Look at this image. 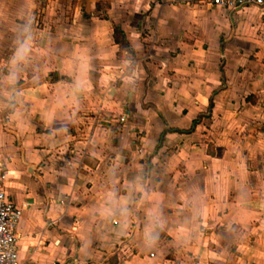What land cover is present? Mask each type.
Returning <instances> with one entry per match:
<instances>
[{"label": "crops", "instance_id": "crops-1", "mask_svg": "<svg viewBox=\"0 0 264 264\" xmlns=\"http://www.w3.org/2000/svg\"><path fill=\"white\" fill-rule=\"evenodd\" d=\"M0 164L21 264H264V11L0 0Z\"/></svg>", "mask_w": 264, "mask_h": 264}, {"label": "built area", "instance_id": "built-area-1", "mask_svg": "<svg viewBox=\"0 0 264 264\" xmlns=\"http://www.w3.org/2000/svg\"><path fill=\"white\" fill-rule=\"evenodd\" d=\"M175 3L192 5L204 4L226 8L256 6L264 11V0H172ZM7 174L0 164V264H21L19 258L18 226L22 210L9 197L4 182Z\"/></svg>", "mask_w": 264, "mask_h": 264}, {"label": "trees", "instance_id": "trees-1", "mask_svg": "<svg viewBox=\"0 0 264 264\" xmlns=\"http://www.w3.org/2000/svg\"><path fill=\"white\" fill-rule=\"evenodd\" d=\"M115 33H116V41L118 44H120L123 48L128 49V43L123 39L124 33L120 30V28L116 27L115 28Z\"/></svg>", "mask_w": 264, "mask_h": 264}, {"label": "clouds", "instance_id": "clouds-1", "mask_svg": "<svg viewBox=\"0 0 264 264\" xmlns=\"http://www.w3.org/2000/svg\"><path fill=\"white\" fill-rule=\"evenodd\" d=\"M24 51H25V45L22 43L20 48L21 55H23Z\"/></svg>", "mask_w": 264, "mask_h": 264}]
</instances>
